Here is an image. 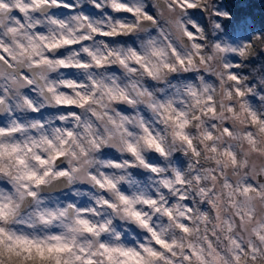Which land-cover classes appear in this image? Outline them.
<instances>
[{"label": "clouds", "instance_id": "obj_1", "mask_svg": "<svg viewBox=\"0 0 264 264\" xmlns=\"http://www.w3.org/2000/svg\"><path fill=\"white\" fill-rule=\"evenodd\" d=\"M0 264H264V0H0Z\"/></svg>", "mask_w": 264, "mask_h": 264}]
</instances>
